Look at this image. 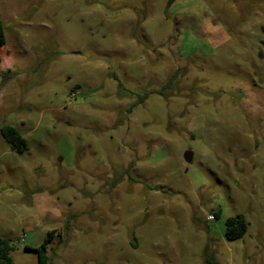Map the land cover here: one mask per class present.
<instances>
[{"label":"rangeland","instance_id":"1","mask_svg":"<svg viewBox=\"0 0 264 264\" xmlns=\"http://www.w3.org/2000/svg\"><path fill=\"white\" fill-rule=\"evenodd\" d=\"M0 20L15 264L53 231L49 264H264V0H0Z\"/></svg>","mask_w":264,"mask_h":264},{"label":"trees","instance_id":"2","mask_svg":"<svg viewBox=\"0 0 264 264\" xmlns=\"http://www.w3.org/2000/svg\"><path fill=\"white\" fill-rule=\"evenodd\" d=\"M5 46V38L0 20V47ZM1 63V58H0ZM1 134L10 145L12 151L23 154L26 147V140L24 137L15 129L9 126L1 129ZM221 210L215 211L214 218L219 220L221 217ZM247 223L242 215H237L232 218H228L225 222V238L228 241H234L242 238L247 232ZM55 231L48 234L44 243L37 248L26 246L27 251H32L37 254L38 264H49V257L46 255V251L49 243L54 239ZM14 251V246L7 239L0 238V264H15L11 253ZM205 264H221L219 261L206 258Z\"/></svg>","mask_w":264,"mask_h":264},{"label":"built area","instance_id":"3","mask_svg":"<svg viewBox=\"0 0 264 264\" xmlns=\"http://www.w3.org/2000/svg\"><path fill=\"white\" fill-rule=\"evenodd\" d=\"M209 219H210V220H213L214 218H213V217H210Z\"/></svg>","mask_w":264,"mask_h":264},{"label":"crops","instance_id":"4","mask_svg":"<svg viewBox=\"0 0 264 264\" xmlns=\"http://www.w3.org/2000/svg\"><path fill=\"white\" fill-rule=\"evenodd\" d=\"M31 247V246H30Z\"/></svg>","mask_w":264,"mask_h":264}]
</instances>
